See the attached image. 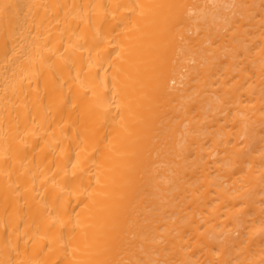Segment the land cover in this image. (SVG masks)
Masks as SVG:
<instances>
[{
    "label": "bare ground",
    "instance_id": "obj_1",
    "mask_svg": "<svg viewBox=\"0 0 264 264\" xmlns=\"http://www.w3.org/2000/svg\"><path fill=\"white\" fill-rule=\"evenodd\" d=\"M0 264H264V0H0Z\"/></svg>",
    "mask_w": 264,
    "mask_h": 264
}]
</instances>
